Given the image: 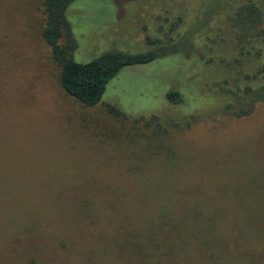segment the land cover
I'll list each match as a JSON object with an SVG mask.
<instances>
[{
    "label": "rangeland",
    "instance_id": "obj_1",
    "mask_svg": "<svg viewBox=\"0 0 264 264\" xmlns=\"http://www.w3.org/2000/svg\"><path fill=\"white\" fill-rule=\"evenodd\" d=\"M245 1L73 0L76 61L159 50L86 106L58 83L41 0H0V264H121L100 257L172 209L215 216L224 234L264 220V0L258 15ZM169 89L187 96L178 110Z\"/></svg>",
    "mask_w": 264,
    "mask_h": 264
},
{
    "label": "trees",
    "instance_id": "obj_2",
    "mask_svg": "<svg viewBox=\"0 0 264 264\" xmlns=\"http://www.w3.org/2000/svg\"><path fill=\"white\" fill-rule=\"evenodd\" d=\"M41 2L45 23L40 30V36L50 49L51 60L59 68L58 83L66 94L83 105L93 106L101 102L105 85L121 68L151 62L159 55V50L155 48L136 53L104 50L88 61H76L73 59L75 40L71 24L67 19L71 10L69 6L73 0H41ZM245 2L247 3L240 8L246 9L248 15L253 13L258 15L260 10L256 0H246ZM221 5L223 6V4ZM260 72L264 77V65ZM260 90L262 93L258 97L264 99V82ZM165 98L171 103L170 107L176 110L183 107L187 100V96L184 100L180 92L174 89L166 91ZM188 100L191 103L193 101L192 97H189ZM181 101L182 103L179 104ZM191 106H184V111H192L194 108ZM107 109L113 115L126 116L113 104L107 103ZM152 115L154 116V114ZM99 210L104 211L105 208L98 207L97 211ZM177 211L179 210L172 209L169 211V215L157 218L160 220L158 231L155 232L150 225L151 236L147 240L146 233L143 232L141 235L138 232L139 225L131 222L122 239L124 245L118 249L111 247L100 257V261L104 257L114 256L118 261L123 262L121 264L130 263V261L131 264H249L251 261L254 264H264V220L247 223L243 228L244 231L231 227L224 234L221 231L223 221L215 216L204 213L199 215L189 211L176 214ZM153 217L156 218L157 214L151 216L152 219ZM37 226L45 234H50L51 229L39 225L24 224L21 228L25 233H31ZM124 230L126 229H115V233H125ZM233 233H235V237H233ZM139 239L144 240L142 246L135 250L128 248L131 242H138ZM241 240L247 242H241ZM253 240L258 242L248 246V241L252 243ZM57 242L58 240H56ZM70 242L73 243L72 240ZM57 244L60 247L63 245L67 247L68 243L63 239Z\"/></svg>",
    "mask_w": 264,
    "mask_h": 264
}]
</instances>
